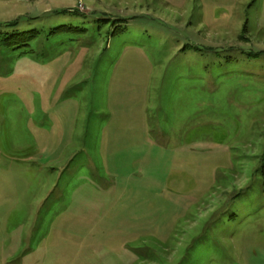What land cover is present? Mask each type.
Masks as SVG:
<instances>
[{"label": "rangeland", "instance_id": "rangeland-1", "mask_svg": "<svg viewBox=\"0 0 264 264\" xmlns=\"http://www.w3.org/2000/svg\"><path fill=\"white\" fill-rule=\"evenodd\" d=\"M13 22L39 34L0 48V264H264V0H0Z\"/></svg>", "mask_w": 264, "mask_h": 264}, {"label": "trees", "instance_id": "trees-1", "mask_svg": "<svg viewBox=\"0 0 264 264\" xmlns=\"http://www.w3.org/2000/svg\"><path fill=\"white\" fill-rule=\"evenodd\" d=\"M15 25V22L6 24V26H10V29L15 30H0V48H10L12 50L22 48V50L24 51H29L30 43L38 37L39 30L34 28L26 31H18V29L13 28ZM75 27L61 25L59 27L51 29V32H49L48 34H62L67 32L73 33L78 30V28Z\"/></svg>", "mask_w": 264, "mask_h": 264}]
</instances>
